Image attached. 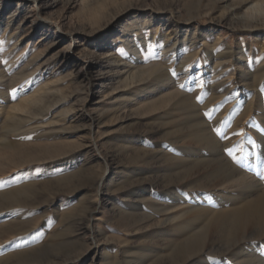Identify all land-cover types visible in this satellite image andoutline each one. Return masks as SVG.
Masks as SVG:
<instances>
[{
    "label": "rangeland",
    "instance_id": "rangeland-1",
    "mask_svg": "<svg viewBox=\"0 0 264 264\" xmlns=\"http://www.w3.org/2000/svg\"><path fill=\"white\" fill-rule=\"evenodd\" d=\"M262 177L264 0H0V264H264Z\"/></svg>",
    "mask_w": 264,
    "mask_h": 264
},
{
    "label": "bare ground",
    "instance_id": "bare-ground-1",
    "mask_svg": "<svg viewBox=\"0 0 264 264\" xmlns=\"http://www.w3.org/2000/svg\"><path fill=\"white\" fill-rule=\"evenodd\" d=\"M247 12L249 11V10H246ZM236 9H234V11H233V14L235 15L236 13ZM245 13V12H244ZM251 17L250 16H248V15H243V16H237L236 17V19L237 20H249ZM138 26V25H137ZM17 29V28H16ZM164 36H166V35H164ZM168 37V36H167ZM193 37V36H192ZM166 39V38H165ZM164 40V38H157V36H153L152 37V40L150 41V45H151V47H152V49L153 50H155V51H158V52H160V48H158L157 47V45L159 44V43H161L162 41ZM191 40V39H190ZM193 40V39H192ZM167 42H169V39H167L166 41H165V43H167ZM146 44V43H145ZM182 44L183 45H185L186 44V41L185 42H182ZM162 46V45H161ZM171 47H172V51L175 49V44L173 43V44H171L170 45ZM170 49V48H169ZM168 49V50H169ZM168 50H165V51H167V55H166V52L165 51H163V52H161V55H163L164 57H165V55L167 56L166 57V59H167V61H169V62H171V63H173V66L172 67H174L175 69H176V71H177V79L179 80V82L180 81H182L181 79V77H183L182 76V70H183V68L185 67V66H187V63H188V58H189V56H181V55H179L178 54V52H175V53H173V55L172 56H168ZM137 52V51H136ZM135 53V47L132 49V54H134ZM191 54V53H190ZM135 55H137V54H135ZM193 55V54H192ZM194 55H197V54H194ZM218 55V54H217ZM191 56V55H190ZM214 56V55H213ZM192 57V56H191ZM221 57V56H220ZM219 57V58H220ZM163 58V57H162ZM216 58H217V56H216ZM196 59V58H195ZM222 59V58H221ZM166 62V61H165ZM168 62V63H169ZM227 63V62H226ZM214 64H216V63H214ZM160 65V64H159ZM158 64H155V65H153L152 66V68H150V73H153V72H155V71H158V69H163V70H167V68H168V66H167V64L166 65H164V66H162V67H160ZM218 66V65H217ZM228 66H229V64H228ZM188 71V69H186V71H184V73H186ZM221 72V71H220ZM31 74V73H30ZM127 74V73H126ZM167 74H168V72H167ZM253 75V74H252ZM134 76H136V73L134 72V73H131V74H129L128 76H127V78H126V80H130V79H132V78H134ZM256 76V75H255ZM159 82H161L162 84H161V86L163 85H171V83L173 82V79H171V78H167V77H164L163 79H161ZM181 92H177L175 95H173L172 97H171V99H172V101L170 102V104H169V107L171 108V110H175L176 108H178V106H179V99H181L182 97H181V94H180ZM186 97V96H185ZM217 98V97H216ZM169 99V98H168ZM184 101V100H183ZM185 102V101H184ZM183 102V103H184ZM181 105V104H180ZM184 105V104H183ZM207 111V110H206ZM201 126V125H200ZM199 129V128H198ZM197 129V130H198ZM200 132V131H199ZM202 134V133H201ZM200 134V135H201ZM215 146V145H214ZM136 150V149H135ZM236 171V170H235ZM237 174H239V173H237ZM236 174V175H237ZM232 176H234L233 174H232ZM231 177V176H230ZM244 177V176H243ZM243 177L241 176V177H238V178H235V179H232L231 181H229V182H227V183H225V184H223L222 186L223 187H238V186H240L239 184H240V182L243 180ZM243 182V181H242ZM241 182V183H242ZM244 183V182H243ZM222 187V188H223ZM241 187H243V186H241ZM250 187V186H249ZM260 199V198H259ZM250 210H248V208H247V210H246V212H245V209H243V210H241L242 208H240L239 209V211H240V213H239V218L238 219H244L245 217H248L250 214H251V211H255L256 213H258L260 216H261V218L263 219V217H264V214H262V212H264V211H260V209H257V208H261V207H259L260 206V204H261V202H259L258 200H251L250 202ZM262 206V205H261ZM264 208V206H262V210H264L263 209ZM182 209V208H181ZM242 211V212H241ZM202 212V211H201ZM126 213V212H125ZM125 213H123V215L125 214ZM184 213H185V211H181V213L180 214H177V215H175V214H171V215H168L165 219H167V221L168 220H170V219H180V218H182L183 219V217H184ZM167 214V213H166ZM180 215V216H179ZM183 217H182V216ZM256 215V214H255ZM263 216V217H262ZM128 217V216H127ZM192 217V219H195L196 218V214H194L193 216H191ZM186 218V217H185ZM188 218V217H187ZM250 218V217H249ZM258 218V217H257ZM189 220V219H188ZM126 221V220H125ZM128 221V220H127ZM176 229V228H175ZM142 249V248H141ZM176 251H179V253L181 252V254H183L184 252H185V249L183 248V247H179L178 249H176ZM147 252V251H146ZM131 254V253H130ZM115 256V255H114ZM112 257V256H111ZM140 259L143 261L147 256H146V254H145V250H142V254L140 255ZM78 258L79 257H77L76 259L78 260ZM114 258V257H113ZM110 259V258H109ZM260 259V258H259ZM111 260V259H110ZM140 260V261H141ZM186 261V260H185ZM258 261V260H257ZM53 263H54V261H52ZM65 262V261H64ZM112 264H120L116 259H114V260H112ZM261 261H259V263H260ZM54 264H56V263H54ZM110 264V263H109ZM123 264H136V261L134 262V261H132V259H129V257H127V256H125V259H124V262H123ZM141 264H142V262H141Z\"/></svg>",
    "mask_w": 264,
    "mask_h": 264
},
{
    "label": "snow or ice",
    "instance_id": "snow-or-ice-1",
    "mask_svg": "<svg viewBox=\"0 0 264 264\" xmlns=\"http://www.w3.org/2000/svg\"><path fill=\"white\" fill-rule=\"evenodd\" d=\"M121 52H122V54H125L124 52H123V50H121ZM175 74V73H174ZM181 87H183V85H180ZM13 91L15 92V89H13ZM199 99V98H198ZM227 151H229V153L231 154V150L229 149V150H227ZM262 178H264V177H262Z\"/></svg>",
    "mask_w": 264,
    "mask_h": 264
}]
</instances>
